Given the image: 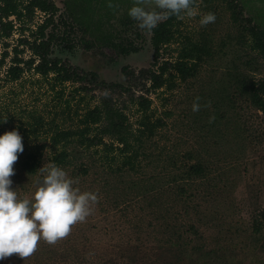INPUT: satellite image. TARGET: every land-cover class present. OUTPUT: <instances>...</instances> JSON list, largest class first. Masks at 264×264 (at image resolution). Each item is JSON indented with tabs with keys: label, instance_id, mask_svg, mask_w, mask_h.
I'll list each match as a JSON object with an SVG mask.
<instances>
[{
	"label": "rangeland",
	"instance_id": "rangeland-1",
	"mask_svg": "<svg viewBox=\"0 0 264 264\" xmlns=\"http://www.w3.org/2000/svg\"><path fill=\"white\" fill-rule=\"evenodd\" d=\"M30 2L17 0L8 15L0 10V111L8 117L24 111V116L36 112L48 119L58 114L61 127L77 131L70 150L81 153L77 164H86L89 174H78L75 165L64 170L74 187L95 192L98 201L64 239L54 245L41 240L31 256L13 253L0 264H264V116L238 95L235 82L237 77L250 80L264 100V0H195L196 11L214 13L215 22L201 26L200 15L175 16L167 29L178 41L160 45L153 42V29H140L129 17L135 0H42L46 10ZM144 6L154 9V0H144ZM63 36L75 49H58ZM186 43L198 44L203 59L194 75L171 82L167 90L172 61ZM47 44L48 62L60 58L97 72L107 84H139L137 89L152 98L159 127L151 136L144 134L139 171L115 175L102 164V157L118 163L125 152L111 134L102 90L86 94L79 115L63 114L72 86L57 105L41 73ZM16 65L23 76L7 81ZM197 97L201 107L193 112ZM78 99L79 94L71 101L73 109ZM88 107L100 112L95 122L85 115ZM124 114L139 133L137 107L129 105ZM195 163L206 167L204 176L187 175ZM44 164H53L50 146ZM104 178L129 199L126 209L115 205L114 195L105 196ZM139 178L149 195L132 189ZM39 179L40 172H20L11 187L31 197ZM138 191L141 196L133 198Z\"/></svg>",
	"mask_w": 264,
	"mask_h": 264
},
{
	"label": "trees",
	"instance_id": "trees-1",
	"mask_svg": "<svg viewBox=\"0 0 264 264\" xmlns=\"http://www.w3.org/2000/svg\"><path fill=\"white\" fill-rule=\"evenodd\" d=\"M0 2V10L7 15L12 11V9L16 8L17 0H1ZM34 6L39 5L43 7V9H47L45 2L42 0H31ZM209 1V0H207ZM238 7L237 5L235 8ZM234 9V13L236 9ZM236 14V13H235ZM175 16H169L166 20L160 22L153 29V42L156 45L165 44L167 42H177L178 39L174 37L173 34H170L167 27L173 21ZM248 24L251 23V20H247ZM260 37L264 42V32H260ZM58 36H54L53 40H56ZM62 45H58L59 50H67L71 51L75 49V45L70 42V39L66 37H62ZM65 41L66 43H64ZM66 44V46L64 45ZM51 44H47L44 46L45 53L43 54L44 64L41 67L42 75L49 79L51 83V90H53L58 100L64 97V94L67 91L68 84L72 86V90L70 92L71 99H66L63 101V105L61 101L58 102L57 105H62L63 114H67L68 116L79 115L78 105L85 100L86 94L96 91L102 90V109L103 112L106 113L108 118V123L111 127V134L113 137L117 139V141L125 147V152H123V157L118 160V163L113 161L106 162V159L102 157V164H107L110 168V172L115 175H122L127 172H137L140 170L141 160L140 157L145 151L144 146V134L148 133L149 136L153 135L156 128L159 127V120L155 117V110L152 108L153 100L147 94L141 93L139 89V84H132L125 86L124 84H107L105 81L100 80V77L97 72H86L81 70L78 67H74L70 64H63L60 58H56L52 62L47 61V56L51 55L50 46ZM203 51L202 48L199 47L196 43H186L183 44L181 49L179 50L177 56L172 61L171 71L167 74L166 80L170 82L168 84L167 90L172 88L171 82L177 79H187L194 75V70L199 66V62L203 59ZM247 63H250L249 60ZM24 70L16 65L11 66L7 72V81H17L23 76ZM148 71L143 70L142 74L147 75ZM51 78L50 75H52ZM125 75L129 77L128 71H126ZM131 77V76H130ZM133 78V77H132ZM237 88H240L241 91H237L238 95L241 97H245V101H249L252 105L258 107L260 111H262L264 116V100L258 95V93L254 90L253 84L250 80L245 79V81H241L239 77L235 78ZM60 86V89L57 88ZM238 90V89H237ZM79 94V99L77 100V108L73 109L71 106V101L76 99V95ZM245 94V95H243ZM237 94H235L236 96ZM129 105H134L137 107V111L141 114V128H139V133H134L133 128L130 129L128 119L126 118L124 111ZM20 112L17 114H11L10 117L4 116L0 111V120L7 118L6 122L0 123V134L7 131L8 122L12 123L11 130L14 128L17 129L22 136V143L24 145V150L22 153H18L19 161L17 164L13 166L14 175L10 178L12 180H16L19 176L20 172L25 173V175H35L39 172V168L43 164V158L45 154V150L48 146L51 147L52 151V162L53 164L66 169L72 165L77 167L78 174L88 175L89 168L85 166L86 164H77L78 159L82 156L81 153L75 154L76 152H71L70 148L74 146L71 145V141L73 136L78 133L75 132L72 128H63L57 121V115L51 119L46 118L43 114H36V112H31L24 116ZM100 112L98 110L87 108L85 115H87L92 122H95L98 114ZM27 117V118H25ZM17 122V123H16ZM7 123V124H6ZM10 130V131H11ZM49 139L51 144L46 143L45 141ZM144 150V151H143ZM84 154V153H82ZM187 175L191 176H204L206 172V167L202 163H195L190 165L186 169ZM173 177H178V175H173ZM102 184V191H107L105 196L110 199L108 194L114 195V203L115 205L121 209V207H125V209L129 206V199H125L121 196L118 191V187H110V181L107 178H104ZM146 181L139 178L132 182V189H144L142 194L149 195V187L146 186ZM145 187V188H144ZM183 190V189H182ZM141 191H138L133 198L140 197ZM195 226H192L194 229ZM196 230V229H195ZM197 234V230H196Z\"/></svg>",
	"mask_w": 264,
	"mask_h": 264
},
{
	"label": "clouds",
	"instance_id": "clouds-1",
	"mask_svg": "<svg viewBox=\"0 0 264 264\" xmlns=\"http://www.w3.org/2000/svg\"><path fill=\"white\" fill-rule=\"evenodd\" d=\"M154 4L155 8L149 9L144 6V0H135L128 9L129 17L140 29L150 31L169 16L200 15L195 9V0H154ZM215 19V14L209 12L200 15L199 24L206 26ZM200 107L197 97L192 111H199ZM23 150L22 136L17 129L0 134V260L13 253L27 258L41 240L56 244L70 234L73 225L86 220L98 201L95 192L74 187L67 172L55 164L40 167L41 179L31 197H21L11 187L10 177L14 175L13 164L18 153Z\"/></svg>",
	"mask_w": 264,
	"mask_h": 264
}]
</instances>
